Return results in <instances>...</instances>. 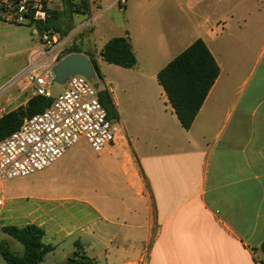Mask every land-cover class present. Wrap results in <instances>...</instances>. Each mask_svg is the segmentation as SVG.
I'll list each match as a JSON object with an SVG mask.
<instances>
[{"label":"crops","instance_id":"1","mask_svg":"<svg viewBox=\"0 0 264 264\" xmlns=\"http://www.w3.org/2000/svg\"><path fill=\"white\" fill-rule=\"evenodd\" d=\"M73 2L80 13L65 14L61 0L53 10L64 48L85 44L80 52L96 58L118 120L122 104L106 87L116 74L148 106L103 152L89 145L85 166L73 147L13 179L9 193L3 182L0 218L44 229L54 250L41 264H69L73 255L79 264H264V0ZM75 14L89 18L77 27ZM114 37H129L136 67L104 64L100 52ZM198 39L221 73L187 130L170 102L156 101L157 93L168 99L158 74ZM11 237L9 248L22 255Z\"/></svg>","mask_w":264,"mask_h":264},{"label":"built area","instance_id":"2","mask_svg":"<svg viewBox=\"0 0 264 264\" xmlns=\"http://www.w3.org/2000/svg\"><path fill=\"white\" fill-rule=\"evenodd\" d=\"M59 0H0V21L37 27L51 17ZM62 36L47 29L40 33V44L31 55L23 74L33 88V96L52 98L54 65L65 50ZM95 82L83 75L67 78L61 92L43 112L26 118L21 127L0 140V206L5 203L1 184L24 178L52 166L69 149L85 138L95 153L113 145L123 133L121 123L109 117L99 100ZM0 89V119L19 95L3 103Z\"/></svg>","mask_w":264,"mask_h":264},{"label":"trees","instance_id":"3","mask_svg":"<svg viewBox=\"0 0 264 264\" xmlns=\"http://www.w3.org/2000/svg\"><path fill=\"white\" fill-rule=\"evenodd\" d=\"M61 2L66 7L64 13L69 15L80 13L83 7V4H75L73 0H61ZM57 16V12L53 11L44 26H37L39 33L47 29L59 32ZM67 33L65 32L64 35ZM74 52H80L76 44L65 49L60 59ZM100 55L105 62L127 69L134 68L138 64L129 37L110 39L101 50ZM91 60L102 81L103 74L98 61L96 58ZM220 73L219 64L202 39L195 41L159 72L158 81L185 129L188 130L193 125ZM99 100L107 110L109 117L117 118V108L108 90L99 91ZM53 101L54 99L51 97L35 95L28 100L25 106L9 111L0 119V140L6 139L18 130L26 118L43 112ZM2 229L24 247V253L19 255L11 251L9 247L0 245V254L7 264H41L46 255L54 250V246L44 243L45 231L36 224L7 225ZM262 250L264 252V243ZM69 264H79V262L70 258Z\"/></svg>","mask_w":264,"mask_h":264},{"label":"rangeland","instance_id":"4","mask_svg":"<svg viewBox=\"0 0 264 264\" xmlns=\"http://www.w3.org/2000/svg\"><path fill=\"white\" fill-rule=\"evenodd\" d=\"M56 5L57 4H55L54 8ZM74 16L76 19L75 26L77 27H80L89 18L88 16H81L77 14ZM34 30L35 27H31L29 25H17L0 21V89H3L4 93L2 102L4 104L8 103L10 98L13 99L16 96L21 95L20 99L8 105V112L19 108L26 98H31L33 96L32 87L28 86L26 81L22 82V78L24 72L31 62L32 51L40 44V36L36 34ZM86 35L83 38L85 43H87ZM76 38L77 37H75V39ZM91 41L92 43L94 42L93 39H91ZM70 47L71 45L67 46L66 49ZM78 48L84 51L86 46L85 44H80L78 45ZM62 53L60 54V57ZM104 64L107 65L108 63ZM114 79L110 80L109 83L106 84V87H109L112 93L116 95L118 101H120L122 104L121 109L124 112V117H122V120H118L117 118H115V120L130 130V127L132 128L134 123H139L141 115L148 106L149 99L145 93H125L117 84V74L115 75ZM93 81L95 82L97 79ZM100 83L102 84V82ZM156 101L161 106L169 105L168 99H166L165 95L162 96L160 93L156 94ZM129 137L131 138V134ZM74 148L77 155L82 156L85 159L83 166L89 163V144L87 140L85 138H81L79 143ZM43 174H36L32 178H42ZM19 181L20 180L5 181L4 193H9L10 189L16 186ZM1 210L2 208L0 207V211ZM2 225L7 226L9 225V222L4 218H0V245L9 247L6 242V238H9L10 236L3 232ZM9 249L11 251H15L13 246ZM71 258L76 259L75 255H73ZM51 260L54 261V259ZM51 260H49L48 264L52 263ZM55 260L58 262L57 264H67L66 262H61L62 260L60 258ZM0 264H6V261L1 256Z\"/></svg>","mask_w":264,"mask_h":264},{"label":"water","instance_id":"5","mask_svg":"<svg viewBox=\"0 0 264 264\" xmlns=\"http://www.w3.org/2000/svg\"><path fill=\"white\" fill-rule=\"evenodd\" d=\"M44 22L40 23V26H44ZM36 33L39 30L36 28ZM55 75V85L52 90V98L55 99L61 92V86L65 83L68 77L73 75H83L88 79L95 80V88L102 89L101 80L99 79L92 60L81 52L70 53L61 58L53 68Z\"/></svg>","mask_w":264,"mask_h":264}]
</instances>
